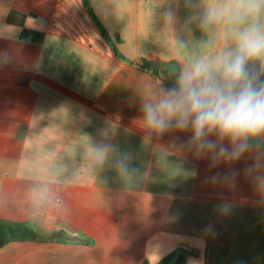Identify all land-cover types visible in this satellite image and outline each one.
Returning a JSON list of instances; mask_svg holds the SVG:
<instances>
[{"label":"crops","instance_id":"obj_1","mask_svg":"<svg viewBox=\"0 0 264 264\" xmlns=\"http://www.w3.org/2000/svg\"><path fill=\"white\" fill-rule=\"evenodd\" d=\"M88 1L132 63L84 0H0V219L48 235L8 244L0 264H264V136L225 161L141 119L175 83L136 64L169 78L235 52L229 0ZM19 15L43 37L24 38ZM247 67L264 83V61Z\"/></svg>","mask_w":264,"mask_h":264},{"label":"clouds","instance_id":"obj_2","mask_svg":"<svg viewBox=\"0 0 264 264\" xmlns=\"http://www.w3.org/2000/svg\"><path fill=\"white\" fill-rule=\"evenodd\" d=\"M229 3L228 10L244 25L235 30V52L183 71L173 88L145 100L141 119L157 133L190 130L199 152L234 161L264 136V83L247 67L251 60L264 61V24L259 23L264 0ZM213 134L230 146L217 148L207 139Z\"/></svg>","mask_w":264,"mask_h":264},{"label":"trees","instance_id":"obj_3","mask_svg":"<svg viewBox=\"0 0 264 264\" xmlns=\"http://www.w3.org/2000/svg\"><path fill=\"white\" fill-rule=\"evenodd\" d=\"M84 4L88 14L94 20L100 35L112 47L114 55L117 58L123 60L124 62L132 63L130 60L122 56L119 53V51L116 49L107 31L97 19L89 1L84 0ZM14 17L15 14L11 13L8 21L10 23H13ZM19 18H20V22L17 23L19 24V26L23 28L22 36L24 38L41 39L43 37L46 28L42 24L36 22L32 16L19 15ZM136 66L139 69L156 76L160 82L166 84H171V83L176 84L179 76L181 75L180 72L173 73L172 77L169 78L167 77V75H163V71L165 67H167L165 63H157V62L142 60L140 63L136 64ZM60 224L68 226L67 224L62 222H60ZM69 228L72 229L71 227ZM45 237H48V235L44 234L41 231H38L28 222H15L10 220L0 219V250L11 243L37 242ZM160 264H185V260L182 256H178L177 254H172L166 257Z\"/></svg>","mask_w":264,"mask_h":264}]
</instances>
